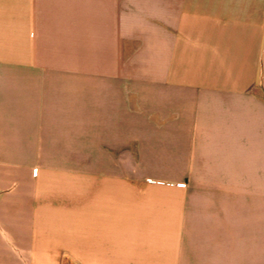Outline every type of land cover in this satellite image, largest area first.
I'll return each mask as SVG.
<instances>
[{
    "label": "crops",
    "instance_id": "crops-1",
    "mask_svg": "<svg viewBox=\"0 0 264 264\" xmlns=\"http://www.w3.org/2000/svg\"><path fill=\"white\" fill-rule=\"evenodd\" d=\"M0 264H264V0H0Z\"/></svg>",
    "mask_w": 264,
    "mask_h": 264
},
{
    "label": "rangeland",
    "instance_id": "rangeland-1",
    "mask_svg": "<svg viewBox=\"0 0 264 264\" xmlns=\"http://www.w3.org/2000/svg\"><path fill=\"white\" fill-rule=\"evenodd\" d=\"M137 149V146H125V155H124V161H123V168L125 172V177H124V183L127 185H145V184H150L148 182V179H154V180H161L165 181L166 184H170L168 186L171 188V194L172 197L178 196V189H176L174 186L179 183V178L178 177H155V178H145V177H140V176H135L131 174V170L135 168H139L140 166V161L139 160H132L131 153L126 150L129 149L130 151ZM136 151V150H135ZM137 158V155H136ZM141 168V166H140Z\"/></svg>",
    "mask_w": 264,
    "mask_h": 264
}]
</instances>
